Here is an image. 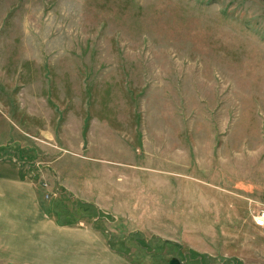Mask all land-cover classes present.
I'll use <instances>...</instances> for the list:
<instances>
[{"label":"rangeland","instance_id":"374dc122","mask_svg":"<svg viewBox=\"0 0 264 264\" xmlns=\"http://www.w3.org/2000/svg\"><path fill=\"white\" fill-rule=\"evenodd\" d=\"M263 210L264 0H0V264H264Z\"/></svg>","mask_w":264,"mask_h":264},{"label":"water","instance_id":"95a60500","mask_svg":"<svg viewBox=\"0 0 264 264\" xmlns=\"http://www.w3.org/2000/svg\"><path fill=\"white\" fill-rule=\"evenodd\" d=\"M169 264H184V261L178 257H174L169 261Z\"/></svg>","mask_w":264,"mask_h":264},{"label":"crops","instance_id":"0c3cea01","mask_svg":"<svg viewBox=\"0 0 264 264\" xmlns=\"http://www.w3.org/2000/svg\"><path fill=\"white\" fill-rule=\"evenodd\" d=\"M36 195H37V193H36ZM57 225V224H56ZM36 226H39L37 223H36ZM40 228L38 227V228H36V238L38 237V234L40 235Z\"/></svg>","mask_w":264,"mask_h":264},{"label":"built area","instance_id":"2783aa9c","mask_svg":"<svg viewBox=\"0 0 264 264\" xmlns=\"http://www.w3.org/2000/svg\"><path fill=\"white\" fill-rule=\"evenodd\" d=\"M259 215H260L259 218H263L264 217V210Z\"/></svg>","mask_w":264,"mask_h":264}]
</instances>
